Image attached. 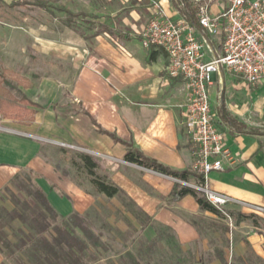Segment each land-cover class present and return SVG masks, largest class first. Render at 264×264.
<instances>
[{
	"label": "crops",
	"instance_id": "0c3cea01",
	"mask_svg": "<svg viewBox=\"0 0 264 264\" xmlns=\"http://www.w3.org/2000/svg\"><path fill=\"white\" fill-rule=\"evenodd\" d=\"M156 1L169 18L183 19L170 0ZM221 2L212 5L213 14L219 12ZM142 6L146 14L133 16L129 24L121 21L124 30L113 38L98 34L84 39L66 30L41 52L60 61L70 60L75 75L69 85L44 78L22 91L38 109L29 126L9 122L0 130V192L27 171L37 176L38 187L62 217L88 212L96 197L121 209L117 198L85 191L56 171L43 155L46 145L81 150L93 157L97 174L106 176L150 219L145 228L135 217L128 220L132 228L143 230L141 236L147 241H156L155 228H165L181 253L193 256L197 264H264V214L254 215L259 221L255 227L251 220L236 219L237 214L249 215L247 210L228 205L225 211L235 218L234 227L224 228L223 219L202 211L191 196L171 200L177 180L123 161L124 144H129L164 167L195 175L192 147L179 109L187 90L181 79L165 75L167 60L162 51L140 46L139 36L150 18L148 5L143 2ZM99 23L115 31V24ZM221 39V35L210 38L211 55L220 53ZM208 91L233 161L225 164L223 172L210 173L205 184L212 192L264 209V78L250 86L222 72L212 76ZM223 112L246 130L260 133L236 132ZM188 182L196 183L193 177ZM204 223L216 228L206 234ZM159 243L165 245L161 239Z\"/></svg>",
	"mask_w": 264,
	"mask_h": 264
},
{
	"label": "rangeland",
	"instance_id": "374dc122",
	"mask_svg": "<svg viewBox=\"0 0 264 264\" xmlns=\"http://www.w3.org/2000/svg\"><path fill=\"white\" fill-rule=\"evenodd\" d=\"M14 1L17 0H2L0 2V72H6L7 80L22 83L27 81L32 86L44 78L54 79L65 85L72 82L75 71L72 69L70 60L60 61L50 54L41 53L50 46V43L60 40L64 31H72L81 38L90 39L92 35L104 34L100 33L101 30L96 26V24H101L100 21H103L108 25L115 24V31H111L113 35L110 36L113 38L119 30H124L121 21L129 24L134 22L133 16L141 15L142 18L143 13L146 14L143 12V2L148 3L147 0H48L55 5L64 6L74 13L82 12L97 18L91 21L93 22L92 26L88 25V21L76 20L73 30H70L63 26L64 15L54 14L52 16L37 8H12L11 4ZM218 4L220 5V2ZM19 89L23 91L21 87ZM11 95L16 99L19 98L15 91H11ZM219 96L220 89L218 87L215 90L216 102L219 101ZM9 122L17 123L0 119V130ZM78 153L85 152L54 145H46L43 151L46 159L55 166L56 171L60 172L62 176L69 177L85 191L98 196L88 185L87 178L71 167L70 162ZM17 176L24 179L28 177V174L27 171H22ZM37 180L38 178L32 182L36 187L38 186ZM11 182L0 192V232H4L7 238L13 241L11 230H16L19 224L15 221L10 222L7 212L13 208L12 195L20 196L18 188H21L22 184L20 180H15L12 184ZM117 199L118 203L122 205V208L118 210L107 201L96 197L93 209L97 211H92L91 208L88 211L89 217L85 220L94 234L101 236L104 248L98 255V259L102 260L101 264H125L126 262L120 260L126 252L133 253L141 264H177V261L182 259H185L186 262L190 261V256L178 254L173 248L170 249L169 245L167 247L156 243L153 248H150L148 242L153 241H147L141 236L143 230L132 228L128 221L135 217L143 223L145 219L138 214V211L127 199L124 197ZM229 216L232 220L229 222L224 218L221 224L224 228L233 229L235 218L230 214ZM230 223L231 226H229ZM257 223L259 225V221ZM202 228L207 234V231L215 229L216 226L214 227L213 223L210 225L204 223ZM155 231L159 235L161 234L160 236L165 238V241H170L167 238V233L164 232L166 237L160 228H155ZM134 250L138 252L135 254Z\"/></svg>",
	"mask_w": 264,
	"mask_h": 264
},
{
	"label": "trees",
	"instance_id": "16d2710c",
	"mask_svg": "<svg viewBox=\"0 0 264 264\" xmlns=\"http://www.w3.org/2000/svg\"><path fill=\"white\" fill-rule=\"evenodd\" d=\"M170 2L179 15L200 33L201 27L197 21L196 7L189 0H170ZM11 7L37 8L52 16L54 14H62L64 15L63 26L70 30H73L76 20L88 21V25L92 26L91 23L93 22L91 21L97 19L82 12L74 13L66 7L55 5L48 0H17L12 2ZM96 26L101 30L100 33L108 36L113 35L106 25L96 24ZM5 75V71L0 72V119L15 121L21 125L29 126L34 120L38 107L27 99L19 87L22 90H26L32 88V85L27 81L22 83L7 80ZM11 91H15L19 98L13 97ZM222 116L236 132L260 133V131L254 129L246 130L242 124L232 119L225 112L222 113ZM99 132L107 134L100 129ZM262 133H264V130ZM107 135L114 142L121 143L114 135ZM124 146L126 147V152L123 161L128 164L152 170L180 182L188 183L189 177H193L194 181L201 183L199 176L192 175L187 171H173L146 158L133 146L129 144H124ZM70 164L76 172L83 174L87 178L96 194L102 195L107 199L124 197L136 209L134 203L126 198L121 190L106 176L97 174L98 165L93 157L86 153H78ZM27 174V178L22 179L20 176H16L11 182L12 184L13 181L20 180L22 184V187L18 188L20 196L12 195L11 204L13 208L7 212L9 221L17 222L19 227L16 230H11L13 241H10L4 232H0V254L4 257L2 264H101L102 260L98 259V255L104 248L101 236L94 234L85 222L89 217V212L83 215L73 213L67 217L60 216L51 207L47 195L38 186L36 187L32 184L37 176L32 172H27ZM185 196H191L202 211L218 219H224L223 215L212 207L201 193L187 186L175 183L170 194L171 200L176 202ZM92 211L97 210L92 208ZM137 211L145 219L142 224V228H145L150 219L139 210ZM236 219L238 221L251 220L255 227L258 224L256 217L252 214H237ZM160 229L162 234L165 235L167 233L168 237L165 236L170 241H165V238L157 233L156 241L148 242L150 248H153L161 239L164 241L165 246L168 247L169 245L170 249L173 248L178 254H181L171 231L165 228ZM134 252L136 254L138 251L134 250ZM188 256L191 258L189 262L182 259L178 260L177 264H197L193 256ZM120 261L126 262L125 264H141L131 252H126Z\"/></svg>",
	"mask_w": 264,
	"mask_h": 264
},
{
	"label": "built area",
	"instance_id": "2783aa9c",
	"mask_svg": "<svg viewBox=\"0 0 264 264\" xmlns=\"http://www.w3.org/2000/svg\"><path fill=\"white\" fill-rule=\"evenodd\" d=\"M147 1L150 18L140 34V46L162 51L167 60L165 75L181 79L187 90L180 116L192 147V169L201 183H178L201 193L229 222L228 205L240 206L252 215L264 214V209L212 192L205 184L210 173L223 172L225 164L233 161L225 146L222 121L210 103L211 78L223 72L250 86L264 78V0H222L217 14L211 7L218 0H189L197 9L201 31L209 38L222 36L217 55H211L187 21L172 20L158 1Z\"/></svg>",
	"mask_w": 264,
	"mask_h": 264
},
{
	"label": "water",
	"instance_id": "95a60500",
	"mask_svg": "<svg viewBox=\"0 0 264 264\" xmlns=\"http://www.w3.org/2000/svg\"><path fill=\"white\" fill-rule=\"evenodd\" d=\"M200 36L201 38L204 40V42L206 43V45L208 46L209 49H212V43L210 41V38L202 31H200Z\"/></svg>",
	"mask_w": 264,
	"mask_h": 264
}]
</instances>
